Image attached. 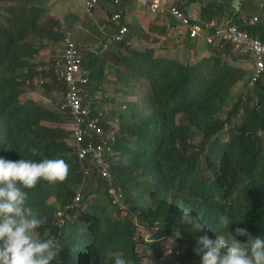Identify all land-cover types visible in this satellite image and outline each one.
Wrapping results in <instances>:
<instances>
[{
    "label": "trees",
    "instance_id": "16d2710c",
    "mask_svg": "<svg viewBox=\"0 0 264 264\" xmlns=\"http://www.w3.org/2000/svg\"><path fill=\"white\" fill-rule=\"evenodd\" d=\"M232 1L231 7L226 6L234 16L230 23L246 28L252 35L263 39V20L254 17L253 25H250L239 17L242 11H258L259 7L255 6L253 0H248L247 9L243 6L245 0L244 3L242 0L241 9L237 11L232 7ZM208 6L218 12L223 3L218 1L217 9L213 3ZM201 23L207 29H212L213 19ZM5 27L0 16V69L3 77L0 81V157L12 161L32 159L36 162L44 158L63 159L70 167L63 183L49 186L41 181L34 189L26 190V206L32 209L37 218L45 221L38 231L42 234L45 228L49 229L62 246L52 264H102L104 256L110 253L122 254L131 264H143L144 257L136 249L138 222L148 228H157V238L168 237L172 233L180 235L175 248L182 251L181 255L169 264H191L194 258L199 264L201 257L195 254L194 248L197 237L205 233L212 239L217 236L227 239L230 231L235 234V229L240 227L246 229L253 239L264 240V147L259 143L256 131L264 120L259 122L251 118V112L257 113V109L243 114L237 101L227 110L225 120L218 116L228 95L221 83L225 74L223 71L229 69L222 63V55H214L209 66L202 63L184 65L180 62L164 66L157 60L141 65L138 63L153 89V107L139 124L122 125L124 135L119 138L117 151L129 157L113 159V181L115 187H123L127 198L129 191L140 189L145 192L148 201L143 203L145 207H139L131 197L123 200V204L130 205V208L123 212L125 217L122 219L119 218L121 209L113 217L110 202L106 201L90 208L96 213H86V222L71 225L68 223L70 218L62 228L57 227L55 207H65L74 201L77 188L82 185V175L73 162L76 157L68 141L66 144L62 141L66 131L60 128L54 132L53 127L38 124L42 118L51 119L47 110L32 99L21 101V96L28 91L24 84L32 77L22 75L18 78L17 74L26 69L16 56L17 50L23 47H14L8 41ZM57 39L59 37L53 40ZM229 45V52L237 53L235 46ZM51 54H55V49L51 50ZM232 71L236 73L237 69L233 67ZM209 75L218 79L211 83L213 88L204 90L202 86ZM53 76L56 80L58 74L53 73ZM237 76L234 74L232 79L236 80ZM47 82L50 83V79ZM249 89L263 91L264 78ZM216 96H219L218 100L213 101ZM252 99L250 95L247 100ZM92 110L96 116L95 109ZM239 120L243 122L240 124ZM113 123L111 118L105 123L100 122L105 129ZM134 135L140 140L135 146L129 140ZM197 137L200 138L196 140ZM32 148L38 149L41 155L33 156ZM139 154H147L143 162L138 160L139 164H143V180L139 184L129 185L123 164L125 159L135 162ZM89 194L91 191L86 194V199ZM50 197L56 199L54 204L47 203ZM179 202L191 207L193 215L202 213L204 232L192 233L190 226L179 223ZM135 211L144 214L138 222L130 214ZM224 214L233 222L228 229L218 227L219 217ZM89 216L95 217L92 219ZM105 220L110 221L111 225L102 228ZM237 239L242 243L248 242L247 236H238ZM152 246L154 248L151 250H155L160 257L161 248L156 244ZM107 264H114V259H109Z\"/></svg>",
    "mask_w": 264,
    "mask_h": 264
},
{
    "label": "crops",
    "instance_id": "0c3cea01",
    "mask_svg": "<svg viewBox=\"0 0 264 264\" xmlns=\"http://www.w3.org/2000/svg\"><path fill=\"white\" fill-rule=\"evenodd\" d=\"M85 1L0 0V16L6 26L4 31L7 32L8 41L14 47H23L17 50L16 56L26 69L17 76L18 78L22 75L32 77L26 80L24 87L29 92L38 91V96L43 99L47 115L51 117V119H40L38 124L53 127L54 132L60 128L64 129L66 136L62 141L65 144L66 141L69 143L73 138L74 127L72 117L68 113H61L59 109L63 101L64 87L57 81V78L55 80L54 76L53 81L47 82L49 78L44 74L47 70L46 61H53L55 64L53 69H55H51V72H57L54 59H60V51L57 49H62L64 38L68 32L74 35L78 48L84 54V65L90 77V84L84 95L85 103L90 104L91 108L95 109L103 123L111 118L110 113L122 111V108H125L124 100L130 98L134 101L131 98L135 97L136 88L123 81L125 79L121 78L120 71L122 69L120 66L125 65V61H121V56L127 51L121 47H129L131 50L133 48L130 44L140 48L144 47L145 50L158 49L155 54L153 53L154 58L161 60L169 58L170 61L174 59L175 62H182L180 61L181 58L186 61L190 57L201 56L202 58L199 60L202 61L197 63L207 65L210 60H213L214 55H222L224 56L222 63L229 65V69L226 71H231L233 66L238 68L241 72L236 80L239 82L247 78L249 84L254 60L253 56L246 50L235 48L237 53H234L235 56H233L234 54L229 52L230 45L228 43H217L214 40L211 42L205 38V35L190 38L188 29L184 25H181L168 14L151 13L147 8L142 7L139 0L124 1L119 6L103 0L95 6L92 14L86 13ZM218 1L222 2L223 6L219 7L218 12L211 10L208 4L213 3L214 8L217 9ZM247 1L245 0L243 6L248 9ZM175 2L194 20L206 22L208 19H213V26L227 24L232 22V19L234 20V16L230 14L231 11L226 8V6L231 7L230 0H175ZM253 3L259 7L258 11H242V15H238L250 25H253V18L258 17L259 20H263L261 25H264V0H253ZM241 6L242 0H237L236 4L235 0L232 1V7H235L237 11L241 9ZM118 12L120 13L119 21L114 18ZM123 25L128 28V32L123 40L117 41L114 34ZM206 34L208 35V33ZM143 35L145 37L142 42ZM261 35L264 39V28ZM54 37H59V39L53 40ZM52 46L55 47L51 48ZM52 49L57 50L54 55L49 53V50ZM140 57L139 65L146 63V61H140ZM114 59H120L119 63L112 64ZM186 63L191 64V61ZM245 64L251 67L245 66ZM231 73L229 72V74ZM236 84L234 83L231 88ZM41 85H45L46 89L40 87ZM144 92L147 94L148 91L144 90ZM149 101L153 107L151 97ZM113 122V126H117L118 122L115 120ZM92 138H94L95 144L100 142L98 139L100 136L95 135ZM118 143V139L113 143L115 152H118ZM73 162L77 166L78 173L82 175L81 186L91 180L104 181L97 173L85 177L80 166L76 163V159ZM114 177L113 171L112 178L104 181L105 189L110 183H114ZM85 205L86 201L77 205L78 211L83 210L81 206ZM59 207L62 208L61 205Z\"/></svg>",
    "mask_w": 264,
    "mask_h": 264
},
{
    "label": "clouds",
    "instance_id": "9594fccd",
    "mask_svg": "<svg viewBox=\"0 0 264 264\" xmlns=\"http://www.w3.org/2000/svg\"><path fill=\"white\" fill-rule=\"evenodd\" d=\"M212 30L213 27L210 31ZM206 33L210 35L211 32H208L207 30L204 35H207ZM212 41L213 40H211V42ZM235 48L241 49L236 46ZM152 58L153 60L157 59L154 57ZM54 62L56 63V68H58L57 58L54 59ZM52 64L55 67L53 61ZM138 69L143 72L142 67L138 66ZM143 73L142 75H145ZM145 78L149 82L147 75H145ZM57 81L64 87L65 95V84L58 76ZM63 114L66 113L64 112ZM226 126L227 128L230 127L229 125ZM117 127L120 130L117 138L119 140L124 133L119 124H117ZM199 138L200 137H197L196 140ZM30 151L33 156L41 155L36 148H32ZM117 155L118 152H116V156L112 157L111 161H113ZM69 172L70 167L63 159L44 158L39 162H36L32 159H19L17 161H12L0 157V264H52V262L57 259L62 246L49 229L45 228L42 234L38 231L43 228L45 221L37 218V215L34 214L32 209L26 206V190L34 189L41 181L46 182L49 186L63 183L66 181ZM102 179L104 181L108 180L105 178ZM112 185L115 187L116 184L112 183ZM109 186L106 187L105 191L113 210L110 211V213H112L113 217H116L114 215H116V212H119L120 207H115L112 204V198L108 192ZM115 188L120 194L122 193L121 203L123 204L122 201L128 199L126 191L120 185ZM78 194L82 197L79 203L75 202V198ZM76 196L71 204L62 207V209L56 210V217L58 220L57 227L62 228L69 218H71L72 213L70 212L74 211L73 213H77V205L85 201L84 196L80 192H76ZM123 205L125 207L121 208L120 216H122L125 210L129 209L127 204ZM81 208L85 210V206H81ZM177 208L179 211V223L181 225L190 226L192 233L204 232L205 223L202 222V213L193 215L192 208L185 206L183 202H179ZM59 210L64 212L61 218L57 215ZM231 224H233V222L227 214L219 217L218 227L228 229ZM238 236H247L248 242H240L237 239ZM158 238H161L162 240L167 237ZM155 244L161 248L160 245L162 243L157 242ZM173 247L174 248L169 249L162 247L161 250H163V255L173 259L181 255L182 251L175 248L174 245ZM170 249L173 250L172 253H169ZM194 252L201 257V262L199 264H264V240L259 238L253 239L246 229L240 227L235 229V234L230 231L227 239L224 236H217L215 239H212L207 233L198 236ZM104 257L105 259L102 264H107L109 259H114V264H131V261L123 258L120 253H110ZM166 260L170 259L166 258Z\"/></svg>",
    "mask_w": 264,
    "mask_h": 264
},
{
    "label": "built area",
    "instance_id": "2783aa9c",
    "mask_svg": "<svg viewBox=\"0 0 264 264\" xmlns=\"http://www.w3.org/2000/svg\"><path fill=\"white\" fill-rule=\"evenodd\" d=\"M103 0H86L85 11L92 14L95 6ZM117 6L123 1L131 0H104ZM142 7L147 8L151 13H165L174 20L184 25L191 38L204 35L205 31L211 28L204 26L200 21L194 20L184 10L180 9L174 0H139ZM114 18L119 21L120 13H116ZM254 20H257L255 18ZM210 35H205L209 41L219 39L222 42L231 43L237 48L246 50L253 56V72L249 81V86L255 85L259 79L264 78V40L259 36L252 35L249 31L241 28L235 23L212 26ZM128 32V28L123 25L114 34L118 41L123 40ZM60 51V59L57 58V73L59 79L65 84L64 99L59 107L61 112L68 113L73 119L74 135L69 142V146L76 156V163L84 176L97 173L100 177L110 180L113 174L112 157L116 156L113 143L119 136V128L110 126L107 129L101 126L100 115H94L90 104L85 103V91L89 87L90 77L84 68V54L78 48L74 36L68 32L63 41ZM56 50V51H57ZM100 136L99 143L95 144L93 136ZM120 190V188H119ZM108 192L112 198V204L120 209L125 206L121 203L122 193L110 183ZM121 192V190H120ZM78 194L75 202L81 201ZM69 207V206H68ZM64 212L59 210L57 215L61 218ZM62 222V220H61ZM173 250H169L172 253Z\"/></svg>",
    "mask_w": 264,
    "mask_h": 264
},
{
    "label": "rangeland",
    "instance_id": "374dc122",
    "mask_svg": "<svg viewBox=\"0 0 264 264\" xmlns=\"http://www.w3.org/2000/svg\"><path fill=\"white\" fill-rule=\"evenodd\" d=\"M142 37H143L142 38V42H143L145 35H143ZM214 41L217 43L220 42L219 40H214ZM130 46L133 49L130 50L129 47H125V48L121 47L123 49H127V51L125 52L123 56H121V61H125V65L120 66L122 68L120 71H121V78L125 79L123 81L127 84H130L132 87L136 88V95L134 98H131V99H134V101L130 100V98H127L129 100L123 101L124 103L123 105H125V108H122V111L110 113L111 119L117 121L118 124L121 126V128L123 124H133V123L139 124L141 119L145 116H148L152 110V106L149 101L151 97L152 88H151L150 82L146 80L145 75H142V70L138 69L137 63L139 61V56H141L140 61L153 60L152 58L154 56L153 53L155 54L158 49L157 50L147 49L149 50L147 51L144 49V47L140 48L139 46H136L134 44H130ZM49 53H51V50H49ZM201 58H202L201 56L197 58L190 57L186 61H183L181 58L180 61L184 62V65L190 64V63H186L190 61L192 64H196L197 62L202 61V60H199ZM156 60L161 62L164 66H168L169 64L176 63L174 59L169 62L162 61L160 58H157ZM119 61L120 59L118 60L114 59V62L112 64H118ZM182 62H180V64H182ZM46 64H47V67H46L47 70L45 71L44 75H46L50 79V81H53V73L51 72V69H53L52 62L46 61ZM207 66H209V63L207 64ZM245 66H250V65L245 64ZM227 67H229V65H227ZM236 69H237L236 73H233L232 71L233 68L231 71H226L224 74V79L221 81L223 85V89L227 91L226 95L227 94L228 95L223 105V110L218 113V116L221 119L225 120L227 117L226 115L227 110H230L234 106L235 102L237 101V103H239V105L241 106V109H242L241 112L243 114H246L247 112H251L254 109H257L258 111L257 113L251 112V118L257 119L260 122L264 120V90L261 91L258 89V90L252 91L251 89H249L247 78L239 82L238 80H233L232 79L233 75L234 74L238 75L241 72V70H238V68ZM206 72L209 73V70H207ZM229 72H232V73L229 74ZM251 73H252V68H251ZM2 78L3 77L1 75V69H0V81ZM141 79L143 80L141 81ZM217 79L218 77L216 78V77L209 75L205 79L202 89L205 90L207 88H213L211 86L212 85L211 83H213ZM234 83H237V84L233 88H231V86ZM45 85H41L40 87H43V89H46V87H44ZM142 89H144L145 91H148L147 94ZM214 95L215 94H213V96ZM250 95L251 97H253V99L248 102L247 99H248V96ZM196 98H199V97H196ZM218 98L219 96H216L213 101L218 100ZM29 99H32V101L39 103L38 105H41L44 107L43 99L38 96V91H34V92L27 91L26 94L21 96L22 102L29 100ZM49 122H52V121H49ZM242 122H243L242 120H239L240 124ZM256 131H257V139L259 143L262 144V146L264 147V122L262 123V126L260 125L258 128H256ZM129 140L134 142L133 146H135V144L137 143H140V140L135 135L129 137ZM118 157L127 158L129 157V155L120 154L118 152V155L116 158ZM146 158H147V154H139L135 162L125 159L123 167H124L125 174L127 177V184L133 185V184H139L142 182L143 180L142 165L143 164H139L138 160L140 159V162H143ZM99 182L101 181H98V179L87 181L83 186H80L77 188V191H80L81 194L84 196V198L89 191H91V194H89L88 199L85 198V201H86L85 210H79L77 213H73L71 219L69 218L70 219L68 222L69 224L73 225V224L82 223L84 221L86 222V219H87L86 213L88 212L92 214L96 213V210H90L91 207H94L96 205L99 206L105 203L106 201H109L108 196L105 191L104 184L100 185ZM99 193H102V194H99ZM128 194H129L128 198L131 197L132 201H135L134 203L135 205L139 207H145L143 203L148 201V198L145 192L141 191L140 189H137L132 192L129 191ZM55 202H56V199L54 197H50L47 200L48 204H54ZM127 206L130 208V205H127ZM56 209L58 210L62 208L57 206ZM133 213H130V214L132 216L134 215L133 218L135 219L136 222H138V220L144 217V214L142 211H135ZM124 215L125 214H122V216H120L119 218L120 219L124 218L125 217ZM89 217L93 219L95 216H89ZM106 225L110 226L111 222L105 220L101 226L102 228H104ZM157 230H158L157 228L145 227L142 224H140V222L137 223V229H136V234H135V240L137 241L136 249L139 252V254L144 257L143 264H169L174 260L173 258L165 257L163 255V250H161V256L158 257L156 251L153 250V253H152L151 249L154 248L152 245H154L157 242L162 243L161 245L159 244L161 248L162 247L164 248L166 247V249L174 248L173 245L175 246V244H179L178 239L180 235L176 233H172L166 239L161 240V238H155ZM166 258L170 260H166ZM194 263L196 264L198 263L197 258H194L191 260V264H194Z\"/></svg>",
    "mask_w": 264,
    "mask_h": 264
},
{
    "label": "water",
    "instance_id": "95a60500",
    "mask_svg": "<svg viewBox=\"0 0 264 264\" xmlns=\"http://www.w3.org/2000/svg\"><path fill=\"white\" fill-rule=\"evenodd\" d=\"M237 0H235V4H236Z\"/></svg>",
    "mask_w": 264,
    "mask_h": 264
}]
</instances>
